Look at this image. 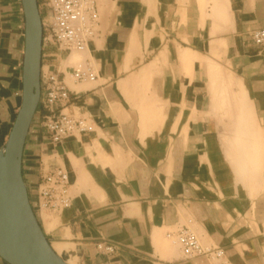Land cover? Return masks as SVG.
Wrapping results in <instances>:
<instances>
[{"label": "crops", "instance_id": "obj_1", "mask_svg": "<svg viewBox=\"0 0 264 264\" xmlns=\"http://www.w3.org/2000/svg\"><path fill=\"white\" fill-rule=\"evenodd\" d=\"M96 6L86 50L43 41L41 77L57 73L70 98L37 109L22 169L31 201L45 174H69L71 206L36 212L51 246L69 264H264V47L252 39L264 0ZM24 46L22 0H0V146L22 103ZM80 65L95 80H75ZM61 112L90 129L52 142L43 120ZM184 229L223 257L186 255Z\"/></svg>", "mask_w": 264, "mask_h": 264}, {"label": "water", "instance_id": "obj_2", "mask_svg": "<svg viewBox=\"0 0 264 264\" xmlns=\"http://www.w3.org/2000/svg\"><path fill=\"white\" fill-rule=\"evenodd\" d=\"M25 15L22 103L0 146V258L8 264H69L51 246L31 205L23 152L41 98L43 25L38 0H22Z\"/></svg>", "mask_w": 264, "mask_h": 264}, {"label": "built area", "instance_id": "obj_3", "mask_svg": "<svg viewBox=\"0 0 264 264\" xmlns=\"http://www.w3.org/2000/svg\"><path fill=\"white\" fill-rule=\"evenodd\" d=\"M45 6L49 9V15L42 18L43 41H53L66 50H86L88 43L97 34L99 14L96 0H45ZM252 39L257 46L264 47V29L255 30ZM72 76L77 81L95 80V75L82 65L73 70ZM69 98V89L57 73L50 72L41 77L38 108L51 110L56 105L68 102ZM43 125L51 141L55 143L63 141L70 134L90 129L85 120L62 112L46 116ZM71 204L69 174L61 168L41 178L36 199L31 201L35 213L41 210L61 211L69 208ZM176 242L188 256L204 255L217 259L223 257L221 249L202 246L195 234L188 229L181 230L176 235ZM98 248L106 252L113 251L111 246L102 244ZM222 264L229 263L222 261Z\"/></svg>", "mask_w": 264, "mask_h": 264}]
</instances>
